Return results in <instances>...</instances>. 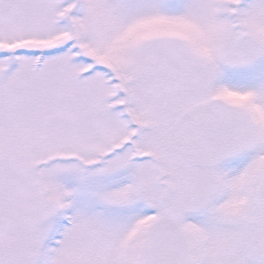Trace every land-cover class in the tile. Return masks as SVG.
Wrapping results in <instances>:
<instances>
[{
	"label": "snow or ice",
	"instance_id": "snow-or-ice-1",
	"mask_svg": "<svg viewBox=\"0 0 264 264\" xmlns=\"http://www.w3.org/2000/svg\"><path fill=\"white\" fill-rule=\"evenodd\" d=\"M0 264H264V0H0Z\"/></svg>",
	"mask_w": 264,
	"mask_h": 264
}]
</instances>
